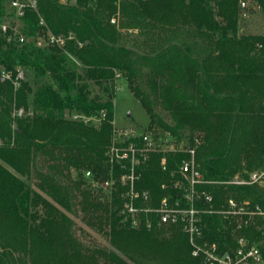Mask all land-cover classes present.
<instances>
[{"label":"trees","instance_id":"trees-1","mask_svg":"<svg viewBox=\"0 0 264 264\" xmlns=\"http://www.w3.org/2000/svg\"><path fill=\"white\" fill-rule=\"evenodd\" d=\"M253 1L264 13V0ZM35 2L16 17L9 0H0L7 34L17 23L25 36L22 43L17 36L7 42L0 33V72L12 78L24 72L18 86L0 79V264L13 253L27 264H202L179 227H158L152 214H141L137 228L123 220L126 187L118 178L129 173L130 162L108 164L114 100L120 79L145 110L154 142L185 139V148L194 149L203 180L196 190L212 196L197 207L221 210L234 199L264 208V187L227 183L264 161V35L241 32L245 0ZM46 30L64 36V46L39 44ZM130 30L139 34L131 43L123 34ZM18 109L23 115L13 117ZM141 135L122 146L142 147ZM188 156L151 151L137 157L134 189L149 194V206L182 197L173 184L186 183L179 165ZM110 178L108 192L93 186ZM61 209H78L114 250L84 246ZM254 220L238 229L220 214H205L204 239L225 250L242 236L264 264V223Z\"/></svg>","mask_w":264,"mask_h":264},{"label":"built area","instance_id":"built-area-1","mask_svg":"<svg viewBox=\"0 0 264 264\" xmlns=\"http://www.w3.org/2000/svg\"><path fill=\"white\" fill-rule=\"evenodd\" d=\"M61 3L73 2L74 0H59ZM10 7L14 10L16 17H21L24 14V9L29 7L36 8L35 0H9ZM240 6H245L244 2ZM40 25L44 26V22L40 20ZM114 23V20L111 21ZM18 26V25H17ZM10 28L6 23H0V33L6 35V41L11 42L17 36V41L20 43L25 41V36L20 33L18 28L13 27L12 34H7ZM37 41L49 46L63 47L66 38L62 35H55L46 30L43 36L38 37ZM0 79L2 81H12L15 86H18L19 80L24 79V72L21 69L17 70L14 78L11 72L1 70ZM23 110L18 109L13 113V117H21ZM73 118H77L73 116ZM88 120V119H86ZM134 133L128 130L117 128L114 125L113 137L111 146L108 151V164L112 169L114 162L128 160L130 162L129 173L121 174L118 182L125 186V192L122 193V209L124 221H129L132 227L137 228L140 225L139 217L141 214L155 215L156 225L161 226H177L187 236L188 243L191 247V256L199 258L202 264H259L261 262V255L259 249L248 242L244 237L240 236L236 239L237 246L234 249L222 250L216 243L208 242L204 239L202 216L205 214H220L225 219L233 220L236 228L248 224H254L255 217H259L264 223V208L259 205L251 206L248 201L237 202L234 199H229L226 205L221 210H206L197 207L199 200H204L206 203L212 202V196L205 192H198L196 186L203 183L201 173L198 170V165L195 161L194 149H186L183 143H175L173 141L168 143L154 142L151 137L141 135L144 145L142 147H135L129 143L127 147L122 146L129 136ZM139 135V134H138ZM151 151H185L188 153V158L182 159L179 165V172L186 181H176L173 187L182 191V197L175 201H169L164 198L160 201L157 207L149 206L150 197L147 192H139L134 189V183L138 179L134 167L138 163V156L145 159L147 153ZM86 177L90 174L87 172ZM114 179L110 178L105 181H96L93 183L94 187L101 188L108 192L112 188ZM228 184L234 185H258L264 187V161L260 167L248 173L246 178L234 176ZM139 203L140 206H137ZM144 225L150 229L153 225L151 221L145 220Z\"/></svg>","mask_w":264,"mask_h":264},{"label":"rangeland","instance_id":"rangeland-1","mask_svg":"<svg viewBox=\"0 0 264 264\" xmlns=\"http://www.w3.org/2000/svg\"><path fill=\"white\" fill-rule=\"evenodd\" d=\"M241 8L243 9V13L239 19L241 32L246 34L264 35V13L258 10L254 1L245 0V6ZM14 27L18 28L17 23ZM123 34L130 38V43L131 40L139 39V34L136 30H130ZM94 90L96 91V88H94ZM114 105V125L117 128L128 130L139 135L145 134L151 137V135L146 131L149 120L145 110L120 79L117 82ZM156 112L167 123H171L168 114L159 106L156 107ZM183 142V146L185 147L186 140L184 139ZM241 160L244 161V159ZM72 176L73 178H76V173H73ZM61 210L73 221L71 231L84 246L114 250L113 246L108 241L107 235L88 225L85 221L86 218L83 217V214L78 209L74 213L66 212L64 209ZM6 264H27V262L18 253H13L10 255Z\"/></svg>","mask_w":264,"mask_h":264}]
</instances>
